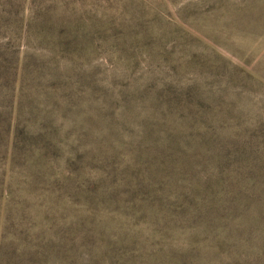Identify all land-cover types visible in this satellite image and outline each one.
<instances>
[{
    "label": "rangeland",
    "instance_id": "obj_1",
    "mask_svg": "<svg viewBox=\"0 0 264 264\" xmlns=\"http://www.w3.org/2000/svg\"><path fill=\"white\" fill-rule=\"evenodd\" d=\"M29 24L54 25L46 35L61 25L75 29L81 54L59 57L56 35L42 43ZM6 47L28 59L17 129L22 146L32 135L29 119L50 117L64 152L85 131L88 144L92 139L121 177L134 164V150L174 136L189 154L221 119L220 133L264 134V0H0V52ZM74 58L80 69L72 74ZM49 76L61 82L58 90ZM69 92L76 94L71 105ZM197 115L202 121L191 119ZM20 171L11 186L16 198L27 200L19 194ZM1 173L7 183L9 166L0 164ZM113 183L117 193L104 196L110 208L81 211L109 221V237L126 264H264L260 210L221 220L217 233L207 235L197 224L163 217L154 202L141 204L144 219L132 220L123 211L128 186ZM21 214L8 221L15 248L23 230L35 232L30 215L26 222Z\"/></svg>",
    "mask_w": 264,
    "mask_h": 264
},
{
    "label": "trees",
    "instance_id": "obj_2",
    "mask_svg": "<svg viewBox=\"0 0 264 264\" xmlns=\"http://www.w3.org/2000/svg\"><path fill=\"white\" fill-rule=\"evenodd\" d=\"M53 26L29 24L27 29L29 33L35 30L42 43V38L55 34L59 57L81 54L75 29L68 31L61 25L46 35ZM69 32H73L72 37ZM17 37L15 34L11 42ZM70 65L72 74L80 69L76 58ZM27 69L24 53L21 57L15 49L1 50L0 95L4 103H0V164L6 169L9 166L11 177L6 183V175L0 174V264H14L13 259L22 264H126L119 244L109 237V221H101L95 212L83 213L87 209L110 208L104 196L117 193L113 181L119 179L128 186L123 211L134 221L146 217L141 204L148 207L154 202L162 216L169 214L174 222L179 219L197 224L204 233L214 236L215 224L221 220L259 210L260 216L264 214V134L251 137L240 130L220 133L216 126L224 128L225 119L212 123L205 140L189 154L183 152L174 136L166 137L161 144L155 142L150 150H134V164L121 177L112 167V160L95 148L92 139L88 144L85 131L64 152L50 117L33 124L34 118H30L29 143L17 144L24 102L22 89L30 77ZM49 77L52 79L48 84L58 90L61 82ZM80 89L79 86L77 93ZM75 96L69 92V105ZM191 119L202 121V116ZM16 170L21 172L19 194L27 200L16 198L11 186ZM105 175L108 179L103 178ZM21 211L23 221L27 222L30 215L35 232L31 235L23 230L15 248L8 242V221ZM32 212L37 213L33 216ZM119 235L128 237L125 231ZM216 244L221 246L220 242Z\"/></svg>",
    "mask_w": 264,
    "mask_h": 264
}]
</instances>
